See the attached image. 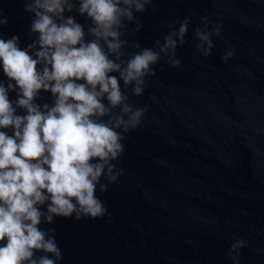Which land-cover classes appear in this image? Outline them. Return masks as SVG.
<instances>
[{
	"label": "water",
	"instance_id": "95a60500",
	"mask_svg": "<svg viewBox=\"0 0 264 264\" xmlns=\"http://www.w3.org/2000/svg\"><path fill=\"white\" fill-rule=\"evenodd\" d=\"M146 7L135 14L141 30L129 25L125 52L139 51L133 42L156 48L170 25L190 18L175 57L181 64L162 59L141 96L125 90L147 111L125 134V152L114 162L122 174L107 193L97 190L108 215L56 217L40 227L55 229L58 264H264V0H153ZM24 9L25 0H0L7 19L0 33L18 36L21 48L34 39L33 14ZM203 17L210 29L221 25L207 57L195 49ZM227 51L234 55L225 61ZM238 239L246 244L233 261Z\"/></svg>",
	"mask_w": 264,
	"mask_h": 264
},
{
	"label": "clouds",
	"instance_id": "9594fccd",
	"mask_svg": "<svg viewBox=\"0 0 264 264\" xmlns=\"http://www.w3.org/2000/svg\"><path fill=\"white\" fill-rule=\"evenodd\" d=\"M152 3L25 0L24 10L33 14L32 42L21 48L18 36L0 33L6 77L0 79V264H58L63 254L55 229L42 224L108 215L97 190L107 193L122 174L114 162L125 152V134L142 124L147 111L131 103L125 90L141 96L162 59L178 68L177 48L186 43L190 18L178 29L170 25L156 48L133 42L139 51L125 52L129 25L136 24V33L143 27L135 14ZM74 12L89 22L87 28ZM202 23L195 29V49L207 57L221 25L210 29L207 17ZM233 55L227 51L222 59ZM42 93L50 94V102H41ZM245 244L235 240L230 253L237 255L230 259L236 261Z\"/></svg>",
	"mask_w": 264,
	"mask_h": 264
}]
</instances>
